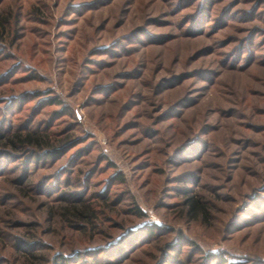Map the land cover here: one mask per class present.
<instances>
[{"label":"rangeland","instance_id":"obj_1","mask_svg":"<svg viewBox=\"0 0 264 264\" xmlns=\"http://www.w3.org/2000/svg\"><path fill=\"white\" fill-rule=\"evenodd\" d=\"M0 264H264V0H0Z\"/></svg>","mask_w":264,"mask_h":264},{"label":"trees","instance_id":"obj_2","mask_svg":"<svg viewBox=\"0 0 264 264\" xmlns=\"http://www.w3.org/2000/svg\"><path fill=\"white\" fill-rule=\"evenodd\" d=\"M16 137L19 138L22 141L23 144L24 143H26V144L33 143L34 141H37L38 143H40V139L38 137H34L30 133H28V134H26L24 136L17 134ZM190 200H191L192 208L195 209V208H198V207L201 206L200 205V201L198 199L190 198ZM78 212H79L80 215L85 216L82 210H79Z\"/></svg>","mask_w":264,"mask_h":264}]
</instances>
